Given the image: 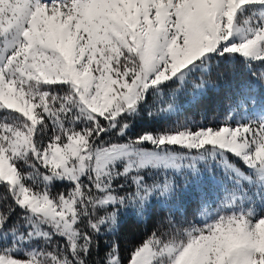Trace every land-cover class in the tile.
Segmentation results:
<instances>
[{
	"label": "rangeland",
	"instance_id": "obj_1",
	"mask_svg": "<svg viewBox=\"0 0 264 264\" xmlns=\"http://www.w3.org/2000/svg\"><path fill=\"white\" fill-rule=\"evenodd\" d=\"M220 48L264 60V0H0V111L16 112L0 121V184L28 216L19 229L0 228V264H45L43 239L53 232L74 241L78 202L53 198L48 185L91 171L104 180L112 168L135 173L138 188L130 198L105 193L101 206L144 219L147 202L192 189L200 207L185 241L147 242L127 263L115 251L110 264H264V99L252 97L218 129L163 134L153 147L95 148L79 133L47 140L52 102L69 97L44 86L68 85L79 112L111 127L143 101L170 118L211 87ZM21 160L33 168L26 179ZM154 174L163 178L141 185Z\"/></svg>",
	"mask_w": 264,
	"mask_h": 264
},
{
	"label": "trees",
	"instance_id": "obj_2",
	"mask_svg": "<svg viewBox=\"0 0 264 264\" xmlns=\"http://www.w3.org/2000/svg\"><path fill=\"white\" fill-rule=\"evenodd\" d=\"M221 51L222 48L212 58L213 65L208 75L211 87L185 106L183 111L170 118H160L154 112L152 103L143 101L136 113L120 115L117 125L111 127V121L105 118L89 117L79 112L76 95L68 85L44 86L57 89V93L69 97L64 98L57 94L52 102L57 125H53L48 118L45 119L44 124L51 129L47 140L52 141L53 135H59L60 141L64 142L69 136L79 133L87 137L89 146L95 148L125 141L153 147L163 134L188 128L195 131L203 127L218 129L224 126L228 116L237 112L252 97L264 99V60H246L238 54L230 55ZM14 114L16 112L0 111V121L6 115ZM174 117L184 123L181 125L174 121ZM43 126L42 123L41 127ZM123 127L126 130L120 133ZM147 135L152 137L148 139ZM25 162L19 161L17 168L26 179V173L33 168L26 166ZM41 171L50 173L44 168L38 170ZM134 174H125L122 170L115 172L112 168L104 180L91 171L84 174L76 184L66 180L50 183L47 191L53 198L61 195L76 199L77 223L74 241L54 232L52 236L43 239L42 262L57 264L59 260L66 259L68 264H110L109 257L117 251L122 262L127 263L132 254L147 242L185 241L188 228L198 223L195 216L200 200L197 192L192 189L181 191L178 195L180 199L172 198L165 205L156 201L147 202L142 213L145 215L144 219L134 214L124 215L116 210L115 205L98 204V200L105 193H114L125 198L134 195L138 188ZM160 177L154 174L152 179L148 177L149 183L142 182L141 185L148 187L150 183L152 185L159 181ZM161 182L168 183L169 180L164 179ZM43 186L45 184L39 181L37 188L42 189ZM115 219L118 221L114 222ZM27 220L26 209L18 204L9 185L0 184V228L19 229Z\"/></svg>",
	"mask_w": 264,
	"mask_h": 264
}]
</instances>
